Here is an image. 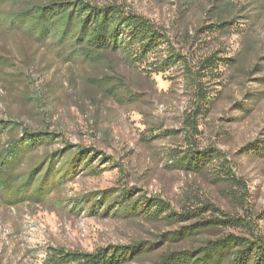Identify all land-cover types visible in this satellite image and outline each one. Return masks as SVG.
Segmentation results:
<instances>
[{"label":"rangeland","instance_id":"rangeland-1","mask_svg":"<svg viewBox=\"0 0 264 264\" xmlns=\"http://www.w3.org/2000/svg\"><path fill=\"white\" fill-rule=\"evenodd\" d=\"M88 1L118 4L164 27L193 72L212 53L238 55V61L219 65L214 77L203 78L209 103L196 119L195 132L187 124L195 109V89L183 65L148 75L114 54L102 62L74 60L49 41L0 30V56L5 59L0 60V118L18 120L32 130L59 132L69 143L95 148L112 159H98L93 165L105 167L102 173H79L46 203H0V264H43L48 246L92 252L137 243L144 251L126 264H154L162 253L196 247L206 239L229 233L250 236L247 228L264 238V8L256 13L260 1L234 0V25L220 32L207 28L217 10L214 0ZM112 86L118 87V97L108 91ZM60 145L42 146L33 155ZM191 145L213 148L220 158L199 171L184 169L174 154L183 155ZM222 159L235 183L223 175ZM123 189L141 197L145 210L163 200L178 214L191 213L171 221L88 207L78 212L75 205L82 196L103 191L116 196ZM210 220L200 232L177 234Z\"/></svg>","mask_w":264,"mask_h":264},{"label":"trees","instance_id":"trees-1","mask_svg":"<svg viewBox=\"0 0 264 264\" xmlns=\"http://www.w3.org/2000/svg\"><path fill=\"white\" fill-rule=\"evenodd\" d=\"M185 1L188 4L193 0ZM214 1L217 10L213 13L214 21L207 28L210 32L228 31L234 25V0ZM259 1L256 13L264 8V0ZM235 24L239 27L238 21ZM0 30L21 33L39 42L49 41L61 54L74 60L102 62L114 54L126 65L148 75L183 65L195 89V109L187 117L188 126L195 132H198L196 119L206 111L209 103V91L203 78L214 77L219 65L233 66L239 57H219L218 53H212L204 57L198 70L193 72L187 67L184 56L172 47L164 27L118 4L98 5L88 0H0ZM247 42L251 47L250 41ZM0 60L5 61L1 56ZM114 89L118 87L112 86L108 91L118 97ZM117 91L120 93V89ZM128 97L133 99L131 94ZM56 142L61 143L60 147L45 150L39 157L33 155L40 147ZM188 148L183 155L174 154L179 155L175 163L184 169L199 171L220 158L213 148L199 150L193 145ZM98 159L104 163L112 161L95 148L69 143L59 132L46 128L32 130L23 127L18 120L0 118V203L7 206L46 203L53 192L73 181L79 173H102L105 167L93 165ZM220 165L226 179L234 182L235 177L224 159L220 160ZM76 201H79L75 204L78 212L88 207L91 211L102 209L104 213L108 210L126 215L146 213L151 218L171 221L189 217L191 213L178 214L163 200L145 210L142 198L136 197L131 189H123L116 196L97 192ZM211 222L205 221L203 226L190 227L189 231L177 234H195ZM223 222L214 221L216 224ZM240 226L245 224L240 223ZM247 230L250 236L229 233L206 239L196 247L167 251L154 264H264V238ZM143 251L140 243L109 245L92 252L48 246L43 264H126L136 261Z\"/></svg>","mask_w":264,"mask_h":264}]
</instances>
